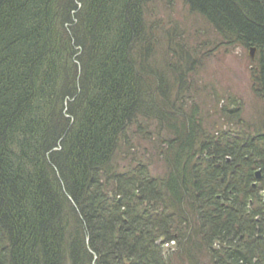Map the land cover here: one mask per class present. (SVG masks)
Here are the masks:
<instances>
[{
	"label": "trees",
	"instance_id": "trees-1",
	"mask_svg": "<svg viewBox=\"0 0 264 264\" xmlns=\"http://www.w3.org/2000/svg\"><path fill=\"white\" fill-rule=\"evenodd\" d=\"M179 1L256 49L260 124L209 126L153 0H0V264H264V0Z\"/></svg>",
	"mask_w": 264,
	"mask_h": 264
},
{
	"label": "rangeland",
	"instance_id": "rangeland-1",
	"mask_svg": "<svg viewBox=\"0 0 264 264\" xmlns=\"http://www.w3.org/2000/svg\"><path fill=\"white\" fill-rule=\"evenodd\" d=\"M153 1L154 5L149 8L150 20L154 19L166 27L175 26L178 34L184 35L190 43L205 40V46H201L202 48L195 54L197 64L190 76L195 82L191 86L194 95L200 98L205 96V99L202 98L205 101L203 110L209 126H212V123L216 127L223 125L221 117L213 113L215 101L225 99L227 96L239 103L241 118L246 123L260 124L262 104L252 87L249 64L253 60L249 55V48L219 44L220 39L205 23L188 13L179 0H172L170 4L161 0ZM206 29H209V32H205ZM133 142H137L135 135ZM140 142L142 146L146 145L145 150L151 151L150 141ZM122 159L117 157L119 163H124L125 160ZM151 166L155 172L162 171L160 163L154 157L151 159Z\"/></svg>",
	"mask_w": 264,
	"mask_h": 264
},
{
	"label": "water",
	"instance_id": "water-1",
	"mask_svg": "<svg viewBox=\"0 0 264 264\" xmlns=\"http://www.w3.org/2000/svg\"><path fill=\"white\" fill-rule=\"evenodd\" d=\"M249 51H250L249 52V55H250L251 59L253 60L254 59V56H255L256 49L254 47H251L249 49ZM256 176H257V178L259 177V172L256 173Z\"/></svg>",
	"mask_w": 264,
	"mask_h": 264
}]
</instances>
